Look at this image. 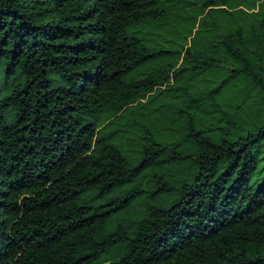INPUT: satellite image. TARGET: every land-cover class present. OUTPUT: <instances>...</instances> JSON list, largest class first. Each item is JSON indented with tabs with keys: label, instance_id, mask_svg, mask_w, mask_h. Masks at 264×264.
I'll use <instances>...</instances> for the list:
<instances>
[{
	"label": "trees",
	"instance_id": "trees-1",
	"mask_svg": "<svg viewBox=\"0 0 264 264\" xmlns=\"http://www.w3.org/2000/svg\"><path fill=\"white\" fill-rule=\"evenodd\" d=\"M0 264H264V0H0Z\"/></svg>",
	"mask_w": 264,
	"mask_h": 264
},
{
	"label": "rangeland",
	"instance_id": "rangeland-1",
	"mask_svg": "<svg viewBox=\"0 0 264 264\" xmlns=\"http://www.w3.org/2000/svg\"><path fill=\"white\" fill-rule=\"evenodd\" d=\"M170 99V96H167L166 99H161L159 102L155 103V104H161L162 102H167Z\"/></svg>",
	"mask_w": 264,
	"mask_h": 264
}]
</instances>
